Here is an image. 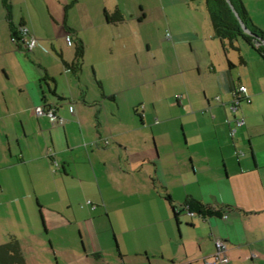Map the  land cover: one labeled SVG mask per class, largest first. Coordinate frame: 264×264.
<instances>
[{"label":"crops","instance_id":"crops-1","mask_svg":"<svg viewBox=\"0 0 264 264\" xmlns=\"http://www.w3.org/2000/svg\"><path fill=\"white\" fill-rule=\"evenodd\" d=\"M73 1L81 25L50 1L40 25L26 0L7 17L0 0V245L16 238L25 264H202L220 239L231 264H264L263 60L241 39L224 52L203 0ZM241 1L264 34V0ZM113 9L121 23L106 22ZM155 13L161 38L133 32ZM19 24L31 52L10 40ZM66 27L84 46L75 72ZM237 85L250 104L232 113ZM197 204L214 215H189Z\"/></svg>","mask_w":264,"mask_h":264},{"label":"trees","instance_id":"trees-1","mask_svg":"<svg viewBox=\"0 0 264 264\" xmlns=\"http://www.w3.org/2000/svg\"><path fill=\"white\" fill-rule=\"evenodd\" d=\"M233 6L234 10L237 12L239 20L245 26L247 30L250 31L251 35L244 34L241 30L240 23L238 19L233 15L231 9L228 6V3L225 0H203L205 5L206 14L211 23V29L214 37L218 39V42L221 44V47L224 52L233 51L239 52L237 47V41L240 39L247 44L255 53L258 54V57L264 62V48L263 46L255 47L254 43L258 40L263 41L264 43V34L255 28V26L250 21L247 11L242 4L241 0H228ZM76 0L73 1L75 3ZM2 7L6 11L7 17L9 16L10 1L1 0ZM70 6H65L64 11H66ZM104 17L107 23L117 24L121 23L124 19L122 13L117 9H113L112 12H104ZM25 26L24 24H19V28ZM68 31L67 35H70V45L74 46V60L72 64L65 65L70 71L75 72L82 62V55L84 51V46L80 40L77 42L71 39V31L66 27ZM17 29L11 27L10 40H17ZM17 48V47H16ZM239 58V63L244 64L242 59ZM229 66H232L228 63ZM99 86V85H98ZM44 107V106H42ZM189 202H186L185 207L190 208L188 205ZM196 214L199 216H213V212H210L207 207H204L201 204H197ZM24 258L20 249V244L14 237H9L7 242L0 245V264H25Z\"/></svg>","mask_w":264,"mask_h":264},{"label":"built area","instance_id":"built-area-1","mask_svg":"<svg viewBox=\"0 0 264 264\" xmlns=\"http://www.w3.org/2000/svg\"><path fill=\"white\" fill-rule=\"evenodd\" d=\"M16 36H17V40L14 41L11 39V42L19 50L31 52L32 49H34L38 45L36 39L32 36V34L29 32V30L26 26H23L20 28L18 27ZM166 37L170 38V34L167 33ZM64 38L70 44V35H66ZM262 42L263 41L258 40L257 42L254 43V46L256 48L263 46ZM43 51L46 52L45 50H43ZM250 98H251V96L247 92L246 88L243 86L237 85L235 87V90L233 93V98H232V101H231L230 107H229L231 112L233 113L237 110V105L241 101H243L245 104H250ZM216 100L218 101V99H216ZM35 113L37 116L49 118L50 124L54 125V126H62L64 124V121H65L62 118H58L55 115L54 108L50 107V106H44V107L38 106L37 108H35ZM232 122H233L234 126L231 127V129H230V135L234 136V134L236 132V128L243 126V121L234 118ZM103 143H104V145H108L107 140H103ZM94 144H95L94 142L91 143V145H94ZM83 146L85 147L86 145H83ZM53 156H54L53 152H49L46 155V158L51 160L53 158ZM51 167H52L53 172L58 168L56 162H54V161H52ZM86 204L88 206H90V209H94L96 207L90 201H87ZM189 215H194V214L189 213ZM227 253H228V250H227L225 243L223 241H220V239H215L214 240V252L211 255H209L208 257H206V256L203 257L202 258V264H231L230 260L227 256Z\"/></svg>","mask_w":264,"mask_h":264},{"label":"rangeland","instance_id":"rangeland-1","mask_svg":"<svg viewBox=\"0 0 264 264\" xmlns=\"http://www.w3.org/2000/svg\"><path fill=\"white\" fill-rule=\"evenodd\" d=\"M10 1V0H8ZM50 1V5H52V9L54 13H57L59 16H61V18H64L65 13L67 15H69V20L71 23V25L75 26V25H81L80 22V17L83 14V8L81 5H76L75 8L71 9L69 8L66 12L63 10V0H48ZM48 1L46 0H26L27 5L29 7L30 12L34 15L38 25L39 24V7L40 5H42L41 7V11L43 13V16H45L47 19L50 20V17L48 15L47 12V4ZM71 1V0H70ZM121 3H123L124 0H119ZM133 3H141L142 5L146 6L148 5H152L154 4L155 0H130ZM12 3V13L14 14L15 18L19 16V12H23L25 13L26 10V4H25V0H11ZM40 4V5H39ZM67 4V3H66ZM167 14L169 15V20L170 22L176 21L179 22L181 19H183L184 17V12L181 11L180 9H176L175 11H167ZM25 15V14H24ZM17 19V18H16ZM15 19V20H16ZM25 19L27 20V16L25 15ZM14 20V21H15ZM16 23V22H15ZM167 22L164 20H161L158 16V14L155 13V19L154 18H149V20L146 21L145 24H139V25H130V27L133 29V32H142V33H151V35L153 37H155V40L159 38H161V35L164 34V30H165V25ZM61 24V23H60ZM54 25V24H53ZM56 28L62 29V25L59 26H55ZM152 29V31H151ZM188 52L189 49L187 48ZM112 235V233H111Z\"/></svg>","mask_w":264,"mask_h":264},{"label":"water","instance_id":"water-1","mask_svg":"<svg viewBox=\"0 0 264 264\" xmlns=\"http://www.w3.org/2000/svg\"><path fill=\"white\" fill-rule=\"evenodd\" d=\"M225 1L228 3V6H229V8L231 9L233 15L238 19V21H239V23H240V26H241V30H242V32H243L244 34L251 35L250 31L247 30V29L245 28V26L242 24V22L239 20L238 15L236 14L237 12L234 10V8H233V6L230 4V2H229L228 0H225Z\"/></svg>","mask_w":264,"mask_h":264}]
</instances>
